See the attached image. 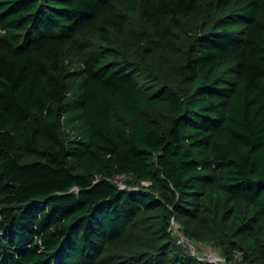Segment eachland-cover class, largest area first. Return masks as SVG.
Here are the masks:
<instances>
[{"label":"trees","instance_id":"1","mask_svg":"<svg viewBox=\"0 0 264 264\" xmlns=\"http://www.w3.org/2000/svg\"><path fill=\"white\" fill-rule=\"evenodd\" d=\"M264 264V0H0V264Z\"/></svg>","mask_w":264,"mask_h":264},{"label":"rangeland","instance_id":"2","mask_svg":"<svg viewBox=\"0 0 264 264\" xmlns=\"http://www.w3.org/2000/svg\"><path fill=\"white\" fill-rule=\"evenodd\" d=\"M173 233L180 242L188 246L190 251L201 259L221 264L224 259L221 250L215 244L210 242H194L186 239L177 223L173 224Z\"/></svg>","mask_w":264,"mask_h":264},{"label":"water","instance_id":"3","mask_svg":"<svg viewBox=\"0 0 264 264\" xmlns=\"http://www.w3.org/2000/svg\"><path fill=\"white\" fill-rule=\"evenodd\" d=\"M173 224H174V222L172 223V225H173ZM221 262H222V263H225V260H224V259H222V260H221Z\"/></svg>","mask_w":264,"mask_h":264}]
</instances>
